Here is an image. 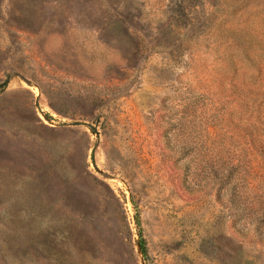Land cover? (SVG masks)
<instances>
[{
	"label": "rangeland",
	"instance_id": "374dc122",
	"mask_svg": "<svg viewBox=\"0 0 264 264\" xmlns=\"http://www.w3.org/2000/svg\"><path fill=\"white\" fill-rule=\"evenodd\" d=\"M0 85V264H264V0H0Z\"/></svg>",
	"mask_w": 264,
	"mask_h": 264
},
{
	"label": "water",
	"instance_id": "95a60500",
	"mask_svg": "<svg viewBox=\"0 0 264 264\" xmlns=\"http://www.w3.org/2000/svg\"><path fill=\"white\" fill-rule=\"evenodd\" d=\"M9 82H10V80L8 79V80L6 81V83H5V84H8ZM2 86H4V85H0V88H1ZM77 124H80V123H77ZM139 250H140V251L142 250V247H141V245H139Z\"/></svg>",
	"mask_w": 264,
	"mask_h": 264
},
{
	"label": "trees",
	"instance_id": "16d2710c",
	"mask_svg": "<svg viewBox=\"0 0 264 264\" xmlns=\"http://www.w3.org/2000/svg\"><path fill=\"white\" fill-rule=\"evenodd\" d=\"M142 249H143V247H142ZM144 250V249H143Z\"/></svg>",
	"mask_w": 264,
	"mask_h": 264
}]
</instances>
